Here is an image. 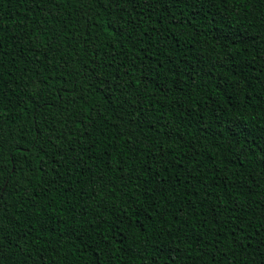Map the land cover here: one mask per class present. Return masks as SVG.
Wrapping results in <instances>:
<instances>
[{
  "label": "trees",
  "instance_id": "trees-1",
  "mask_svg": "<svg viewBox=\"0 0 264 264\" xmlns=\"http://www.w3.org/2000/svg\"><path fill=\"white\" fill-rule=\"evenodd\" d=\"M82 8L0 0V264H264V0Z\"/></svg>",
  "mask_w": 264,
  "mask_h": 264
},
{
  "label": "snow or ice",
  "instance_id": "snow-or-ice-1",
  "mask_svg": "<svg viewBox=\"0 0 264 264\" xmlns=\"http://www.w3.org/2000/svg\"><path fill=\"white\" fill-rule=\"evenodd\" d=\"M84 5H86V8H82V11L84 12L85 15L89 14L93 5L96 8H100L103 5L104 9L107 10V14L109 16H115L117 14V11L120 9V0H84ZM113 27L120 28L121 25L119 24L118 21L114 20ZM88 127H92L91 122H89ZM29 147L32 148L34 147V145H29ZM73 152H74V149H73ZM21 156L23 160H27V155L25 153H21ZM2 173H3V168L2 166H0V174ZM7 187L8 185H5L4 183L0 182V202H2L4 199L3 192L6 191ZM17 190H18V187H17ZM2 240H3V237H0V260L4 259Z\"/></svg>",
  "mask_w": 264,
  "mask_h": 264
}]
</instances>
